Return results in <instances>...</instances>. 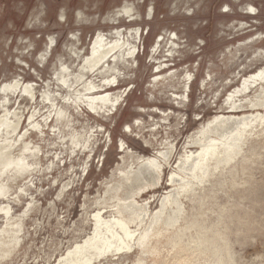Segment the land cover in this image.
<instances>
[{
  "label": "rangeland",
  "instance_id": "374dc122",
  "mask_svg": "<svg viewBox=\"0 0 264 264\" xmlns=\"http://www.w3.org/2000/svg\"><path fill=\"white\" fill-rule=\"evenodd\" d=\"M126 4L136 9V21L118 19ZM136 28L139 36L124 38L136 48L135 61H122L116 74L109 59L87 72V84L80 85L77 73L95 41L108 49L118 42L111 36L114 30ZM263 70L264 0H0V115L20 111L19 131L8 145L23 146L20 156L28 173L0 198V230L14 219L11 234L23 243L0 264H37L36 257L38 264L62 263L96 230L92 215L97 209L90 206L106 183L119 170L138 165L139 158H158L174 141L163 184L135 199L160 209L159 198L173 189L169 175L196 128L221 114L264 113L231 109L234 101L253 98L256 81L264 89V74L251 79ZM13 83L30 84L36 97L4 92ZM102 97L110 103L95 105ZM248 121L243 127L254 125ZM263 142L251 144L239 165L216 180L222 199L213 211L220 222L207 224L214 231H231L232 264H264ZM12 173L2 170L4 188L9 189ZM125 222L135 228L136 222ZM85 247L81 253L90 250Z\"/></svg>",
  "mask_w": 264,
  "mask_h": 264
},
{
  "label": "bare ground",
  "instance_id": "6f19581e",
  "mask_svg": "<svg viewBox=\"0 0 264 264\" xmlns=\"http://www.w3.org/2000/svg\"><path fill=\"white\" fill-rule=\"evenodd\" d=\"M152 11V9L149 11V17H152ZM136 13L134 7L126 4L118 10L117 16L118 19L127 18L133 22L136 21ZM128 34L139 36L140 30L131 29L128 33L123 29L114 30L111 36L118 42L108 49L101 46V40L95 41L92 54L85 59L77 73L80 85L87 84L84 81L87 72L97 71L99 66L109 59L112 62L110 71L116 69V74H120L116 66L122 61H127V58L135 57L136 54V48L124 41ZM95 48H99V51ZM73 55L78 59L81 54L74 51ZM106 67L109 68V65ZM105 72L98 71L99 75ZM62 73L68 74L70 70L63 68ZM263 74L264 70L251 79L262 77ZM113 79H106L104 82ZM190 80L191 77L187 82ZM59 82L61 83L60 79ZM256 82L258 83L255 87L258 89L253 98L242 102L234 101L233 104H236L231 108L233 111L246 109L264 111L262 81ZM3 90L12 93L19 91L31 99L36 97L30 84H8ZM46 100L51 101L50 97ZM97 101L107 104L111 100L107 97L98 98L95 105ZM229 106L230 103L224 108L229 110ZM20 120V111L0 115V174L4 168H11L13 171L9 189L0 184V198L8 194L10 189L28 174L26 163L21 161L20 156L23 146L13 148L8 145L10 139L19 131ZM248 120L253 121L254 125H249L252 123ZM247 121L249 126L243 127ZM127 130L130 132L131 127L128 126ZM261 138L264 139V113L251 112L243 114L242 117L221 114L201 124L183 147L175 170L171 171L167 181L173 189L159 198L160 209L156 211L150 210L148 203L142 205L135 199L142 192L156 189L163 184L164 167L171 164L174 158L176 142L169 141L167 147L158 152V158L142 157L139 158L138 165L135 162V165L119 170L111 182L106 183L104 193L90 206L91 209L95 206L97 209L92 215L96 230L93 228L88 239L85 238L83 243L76 244L74 251L69 250V255L60 264H102L108 259L111 261L110 264H127L130 255H133L131 264H232L227 237L231 231L227 228L224 231H214L207 224L211 222L216 226L220 222V216L213 211L215 204L222 199L218 193L219 181L216 180L221 174L229 172L230 168L238 166L243 152ZM74 141L75 139H72L73 143ZM192 147L196 150H189ZM123 160L125 161V157ZM65 190L64 187L60 192V198ZM106 202L110 205L104 207L102 204ZM3 211H6V208H3ZM108 211L109 218L105 217ZM125 219L136 222L135 228L128 229ZM14 222V219H9L5 228L0 230V261L11 257L22 243L21 239H16L11 234ZM23 227L24 223L20 232H23ZM87 245L90 246V250L81 253L80 249L86 248ZM122 255L126 257L125 260L121 262L112 260ZM35 260L38 264L40 259L36 257Z\"/></svg>",
  "mask_w": 264,
  "mask_h": 264
}]
</instances>
